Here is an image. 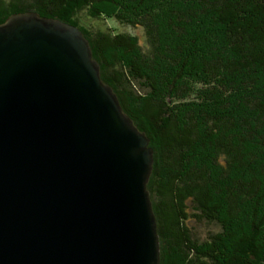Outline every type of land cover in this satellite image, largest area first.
I'll list each match as a JSON object with an SVG mask.
<instances>
[{
    "label": "trees",
    "instance_id": "trees-1",
    "mask_svg": "<svg viewBox=\"0 0 264 264\" xmlns=\"http://www.w3.org/2000/svg\"><path fill=\"white\" fill-rule=\"evenodd\" d=\"M80 10L142 44L81 27ZM26 11L79 29L147 137L157 264H264V0H0V22ZM188 218L219 229L197 241Z\"/></svg>",
    "mask_w": 264,
    "mask_h": 264
},
{
    "label": "water",
    "instance_id": "water-1",
    "mask_svg": "<svg viewBox=\"0 0 264 264\" xmlns=\"http://www.w3.org/2000/svg\"><path fill=\"white\" fill-rule=\"evenodd\" d=\"M79 29L0 22V264H157L152 150Z\"/></svg>",
    "mask_w": 264,
    "mask_h": 264
},
{
    "label": "rangeland",
    "instance_id": "rangeland-1",
    "mask_svg": "<svg viewBox=\"0 0 264 264\" xmlns=\"http://www.w3.org/2000/svg\"><path fill=\"white\" fill-rule=\"evenodd\" d=\"M76 19L81 27L89 29L91 31L95 30L101 32H108V33H126L130 36H135L138 43L142 44L143 42V32L140 27L138 26L132 27L129 25L120 24L117 21H115L112 17L91 18L90 16L87 15V13L84 10H80L76 14ZM98 75H99V68H98ZM133 86L134 88H136L137 92L144 93V90L138 87L136 83H134ZM147 146L150 147L149 142H147ZM186 226L191 233V237H193L197 241L204 240V238H206L208 234L216 232L219 229L218 225H216L213 222H207L204 220L196 221L193 218H188L186 222Z\"/></svg>",
    "mask_w": 264,
    "mask_h": 264
}]
</instances>
